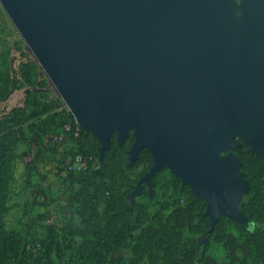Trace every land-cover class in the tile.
<instances>
[{"label": "rangeland", "instance_id": "1", "mask_svg": "<svg viewBox=\"0 0 264 264\" xmlns=\"http://www.w3.org/2000/svg\"><path fill=\"white\" fill-rule=\"evenodd\" d=\"M256 8L264 12V0H218L239 61L243 22ZM62 102L0 3V264H264L258 129L246 123L219 138L232 200L208 208L168 167L141 180L152 154L143 146L130 159L131 130L122 143L112 133L102 155L91 132L83 146L61 142L70 155L80 147L96 155L89 169L62 176L60 154L43 144L57 129L42 128L60 120ZM203 129L215 133L205 122Z\"/></svg>", "mask_w": 264, "mask_h": 264}, {"label": "water", "instance_id": "2", "mask_svg": "<svg viewBox=\"0 0 264 264\" xmlns=\"http://www.w3.org/2000/svg\"><path fill=\"white\" fill-rule=\"evenodd\" d=\"M1 6L100 155L131 130L208 208H225L232 183L219 138L249 123L264 145V12L243 22V56L218 0H0ZM203 122L215 133L208 135Z\"/></svg>", "mask_w": 264, "mask_h": 264}, {"label": "built area", "instance_id": "3", "mask_svg": "<svg viewBox=\"0 0 264 264\" xmlns=\"http://www.w3.org/2000/svg\"><path fill=\"white\" fill-rule=\"evenodd\" d=\"M59 109L71 115L64 102L60 104ZM72 119V122H65L59 132L47 133L43 138V144L47 148L54 149L55 152L60 154L59 161L54 166L62 176H67L68 174L77 175L87 170L95 161V158L90 154L77 152L74 155H70L61 147V142L66 140H73L74 142L81 135V127L74 120L73 116Z\"/></svg>", "mask_w": 264, "mask_h": 264}, {"label": "trees", "instance_id": "4", "mask_svg": "<svg viewBox=\"0 0 264 264\" xmlns=\"http://www.w3.org/2000/svg\"><path fill=\"white\" fill-rule=\"evenodd\" d=\"M59 114H60L61 117H60V120L58 122H55L54 123L50 119H46V120H44L42 122L43 131H46V132H54L52 130H55V129H57L56 131H59L61 129L62 125L65 122H67V121H71L72 122L73 121L72 116L68 112H64L63 111L61 113L59 112ZM80 130H81V135L74 142L77 143V144H79V145H81V146H83V144H85V141H87L88 138L91 137V134H90V132H88L87 130H85L83 128H80ZM75 151H76V153L77 152H81L83 154H90L94 158L96 157V155L92 151H90V150H88L86 148H83V147H80V149H76ZM69 175L76 176V175H73V174H68L67 176H69ZM107 217H108V220H109V218L111 217V213H107Z\"/></svg>", "mask_w": 264, "mask_h": 264}]
</instances>
